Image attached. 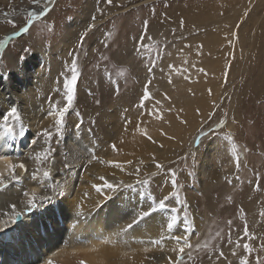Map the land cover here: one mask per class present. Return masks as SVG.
<instances>
[{
	"label": "rangeland",
	"instance_id": "rangeland-1",
	"mask_svg": "<svg viewBox=\"0 0 264 264\" xmlns=\"http://www.w3.org/2000/svg\"><path fill=\"white\" fill-rule=\"evenodd\" d=\"M175 1L111 0L109 3V0H42L38 6L32 0H0V39L24 26L28 11H38L45 4L49 9L46 16L34 22L29 32L15 36L4 48H0L1 81L15 79L16 64L24 63V66L29 65V71H40L38 89H29L24 95L36 103L39 110L37 118L43 117L44 121L38 123L33 133L30 131V121L21 113H17L20 120L12 119L11 124L14 133L12 146L17 152L22 151L20 156L24 157L28 170V176L22 178L31 179L36 169L50 172L48 177L44 176V182L35 192L34 202L46 197L43 196V189L57 192L61 183L77 175L75 169L81 172L86 167L90 168L88 165L98 164L93 156H99L103 145L101 110H111L110 105L117 102L122 104L120 111H123V103L127 100L130 101L129 106L143 110L139 96L143 90L142 83H151L149 73H154L160 63H165L170 53L178 52L179 56H183L187 46L191 45L188 38L195 31L202 32L200 28H195V21L189 20V31L184 25L176 24L167 30H164L165 27H162L163 30L153 28L156 21L150 22L157 13L189 2ZM193 1L198 3L201 11V14H197L199 20L206 19L208 22L209 19L217 21L220 18L232 21L228 32L222 36L229 41H218L213 48L216 56L225 54L227 58L219 62L224 67L216 74V89L210 88L211 91L206 92L210 99L208 109L187 111L198 118L190 130L184 129L183 132L186 131L187 136L197 127L195 135L183 144L176 142L177 136L171 129L164 126L158 131L155 129L154 137L149 134V142L158 144L161 151L156 153L152 149L151 157H154L153 164L163 165L160 169L162 179L156 183L155 175L148 176L143 172L146 164L140 158L133 171L135 173L139 169L138 176L142 178L131 188L137 193L141 191L140 196L146 193L142 197H146L149 203H153L150 198L151 186L158 191L155 195L159 193L158 198L153 196L157 202L162 199L160 195L164 187H169L170 192L175 190L181 193L175 206L178 213L183 212V231L187 233L191 247L184 248L175 264H240L242 259L247 264H264V0ZM165 20L168 23L178 22L171 15H165ZM10 21L15 23V28ZM49 28L53 30L49 31ZM85 32L87 35L81 40ZM181 42L185 47L177 46ZM199 48L197 46L196 50ZM74 59L77 71L74 99L64 115L60 131H57L54 112L67 105L64 82L71 79ZM189 63L201 62L193 60ZM104 69L107 72L104 71L106 75L103 78L101 72ZM121 72L122 75L119 74ZM100 84H106L109 96L113 87H124V90L110 100L109 96L103 94ZM184 88H169L163 92L171 108L160 113V120L159 116L150 118L152 123L164 124V112H167V116H176L178 121L183 119L182 107L177 108L172 102L174 98L187 95L190 89ZM131 92L133 97L130 98ZM133 100L136 103L132 105ZM137 101L139 107L135 106ZM49 108L51 118H47ZM155 125L148 123V130L155 128ZM44 130L51 133L50 138L42 135ZM158 136L163 140L157 141L155 137ZM199 136L201 140L195 142ZM208 146L215 149H207ZM199 147L203 148L198 154L193 148ZM44 153L48 154L47 160L35 159ZM94 175L97 173L90 175L93 178L91 182L97 184L98 179ZM26 180L18 181L17 188L12 189L11 195L5 198L19 199L20 196L15 193L18 188L22 193L28 190ZM144 180L147 183L138 182ZM258 181L259 191L256 195ZM5 184L0 187L4 188ZM212 184L215 187L211 188ZM87 185L88 180L83 187ZM172 195H167L169 201ZM255 198L260 201L257 209ZM169 201L165 200V206L177 213ZM259 216L261 221H257ZM10 218L0 216V234L6 231L7 223L4 222L10 223ZM244 245H248L251 251L246 250ZM149 260L150 264H173L174 258L168 253L157 252L152 253Z\"/></svg>",
	"mask_w": 264,
	"mask_h": 264
},
{
	"label": "bare ground",
	"instance_id": "bare-ground-1",
	"mask_svg": "<svg viewBox=\"0 0 264 264\" xmlns=\"http://www.w3.org/2000/svg\"><path fill=\"white\" fill-rule=\"evenodd\" d=\"M179 1L176 0L175 3ZM197 4L196 1L189 0L187 4L177 6L172 10L161 13L156 12L157 14L153 17L154 20L150 22L156 21L153 28L161 29L165 27L162 30H167L170 29V26L176 24L184 25L183 27L185 29L187 27L189 31V20L191 22L195 21V28H200L202 32L195 31V34L188 38L191 45L187 46L183 56L181 54L179 56L178 52L170 53L165 63H160L159 68L154 73H149L151 83L147 84L145 81L142 83L143 90L139 96L142 101L145 89L150 93L151 98L143 102V110L129 106L130 101L128 100L123 103L125 105L123 111H120L122 104L120 103V107L117 102L113 103V107L110 105L111 110L110 108L105 111L101 110V129L103 128L104 133L100 131L103 133L101 137L103 138V145L100 147L99 156L96 158L98 164L96 166L88 165L90 168L86 167L81 172L75 169L74 172L77 171V175L71 177L69 181L61 183L57 192L43 189V196H46L47 199L43 197L40 201L38 199L39 202H34L35 206H30L28 200L44 182V171L36 169V174L32 175L31 179L22 178L28 176L26 174L28 173L27 166L23 161L24 157L20 156L22 151L17 152L12 146L14 140V133L11 130L12 119L10 118L5 124L4 117L11 108H16L17 113H21L24 118L30 121L29 126L32 133L36 131L38 123L44 121L43 117L41 119L37 118L39 110H37L36 103L29 101L24 95L29 89H32V91L38 89L40 71L38 69L29 71L27 69L29 65L24 66V63L16 64L15 74L17 75L15 79L0 80V172L4 173L3 183H7L6 186H3L4 188L0 187V216L11 217L12 206H15L17 212L22 211L23 213L20 221H16L15 218L14 223H7L4 228L6 231L0 234V264H49V262L51 264H150L151 254L157 252L172 255L174 258L173 264L176 263L177 257L181 256L179 248H186L184 245L185 240L189 242L187 233L185 234L183 231V212L178 213L177 206H175L180 200L181 193L175 192V190L170 192L169 187H164L160 195V199H163L173 194L172 199L169 201L170 198H168V201L172 207L174 206V209L176 208L177 213H175L171 212L172 210L166 207L167 205L163 209L158 207V203L152 205L153 203L145 200L146 197H142L146 193L140 196L141 191L137 193V190L135 191L124 185H134L137 180L142 178L133 171L137 160L140 158L144 161L143 164H146L143 172L148 173V176L155 173L154 181L156 183L160 181L163 176L160 174L162 170L156 168L157 163L153 164L152 158L154 157H151V154H153L152 149L159 153L161 148L158 144L150 143L147 136L149 134L153 136L160 127L164 126L165 129H171L174 136H177L176 142L185 144L190 137L192 138L195 135L197 127L192 129L187 136L186 131L183 132V130H190L198 118L196 115L187 113V111L190 109L196 111L199 108L208 109L207 107L210 106V99L207 98L206 92L210 88L216 89L215 84L218 83L216 74H219L224 67L219 62L227 58L225 54L216 56L213 48L218 41L220 43L222 40L224 42L229 41L222 36L228 32L232 21L220 18L217 21L209 19L208 22H206V19L199 20L197 14H201V11ZM165 15L168 17L170 15L174 16V19L178 22L168 23L165 20ZM178 16L179 18H176ZM177 46L185 47V44L181 42ZM197 46L200 47L199 50H196ZM193 60H198L201 63H189ZM104 71L106 70L104 69L101 72L103 78L107 72ZM170 80L171 83H169ZM101 84L103 94L109 96L108 91H106L109 88L106 87V84H103V86ZM109 87L112 88L110 85ZM184 87L190 89L187 95H182V98H174L172 102L176 104L177 108L182 107L183 116L181 115V117L183 119L178 121L176 116H167V112H164L163 116L165 118H162L165 121L164 124L155 125V123H152L150 118L152 119L155 116L161 118L160 113L170 107V103L166 99L167 97H164L165 93L163 94V92L169 88L184 90ZM115 88L113 87L110 92V100L118 97L124 90V87ZM133 92L129 94L130 98L133 97ZM106 100L108 101V97ZM28 102H32V104ZM131 102L132 105L136 103L134 100ZM137 105L139 107V102L135 106ZM50 111L49 108L47 118L52 117ZM148 115L150 116L148 117ZM148 123L150 126L155 125V128H149V131L148 127L150 126H148ZM145 133H147V136ZM201 136L195 142L201 140ZM155 138L157 141L163 140L160 136ZM152 140L154 141V139ZM112 145H115L117 150H113ZM210 147L208 146L207 149H215ZM202 148H193V150L199 154L202 152ZM109 161L113 164L118 163L120 167H114L113 164L108 163ZM20 163L25 165L24 169L16 168L13 173L8 172V164L18 165ZM93 173H97V175H94L97 179L103 176L109 183L119 185V187L115 190L104 189L102 193H97L92 187L91 180L93 178L90 175ZM21 180L28 182L26 192L29 193V196L26 197L25 192L22 193L18 188L19 190L16 191L15 195H19V199H6L5 196L11 195L12 189ZM86 180H88V187H83ZM259 183L258 181L255 187L256 195L259 191ZM97 184H102V181L98 179ZM154 187L151 186L150 195L152 196L150 198L153 196L159 197V193L155 195L158 191H154L156 188ZM210 187H215V184ZM203 195L208 197V194L203 193ZM255 203V209H257L260 204L258 198H255ZM150 206H155L156 211L140 219L132 228H127V225L138 212L148 211ZM183 206L182 204L181 207L183 208ZM166 209H168V212H166ZM250 212L252 211L250 210ZM173 217H175V222H173ZM259 220L261 221L260 216L257 218V221ZM169 224L172 226L168 227ZM156 241H159V243L157 244Z\"/></svg>",
	"mask_w": 264,
	"mask_h": 264
},
{
	"label": "snow or ice",
	"instance_id": "snow-or-ice-1",
	"mask_svg": "<svg viewBox=\"0 0 264 264\" xmlns=\"http://www.w3.org/2000/svg\"><path fill=\"white\" fill-rule=\"evenodd\" d=\"M50 2V0H49ZM32 3L36 4V5H40L42 3V0H32ZM109 3H111V0H109ZM49 11V9L47 8V5L45 4V6L41 9H39L38 11H28L27 12V18L26 21L24 23V26L20 27L18 31H14L12 33V35H6L4 36L2 39H0V48H4L5 45L11 41L15 36H19L21 33H27L30 31V28L33 26L34 22L36 20H38L41 17H44L47 15V12ZM6 15V14H5ZM93 20H95V17H93ZM10 23H13V27L15 28L16 25L14 22L10 21ZM94 26V25H93ZM91 27V26H90ZM49 31H52V28L48 29ZM90 30V29H89ZM87 35V32H85L82 36H81V40H83V36ZM149 71H151V69H149ZM71 79L70 80H65L64 82V87L67 90V95L65 97L66 101H67V105L61 109H57L55 110L54 114L56 115L57 119L55 121L56 125H57V131H60V127L63 125V121H64V115L65 113L68 112V109L71 107L72 105V101L74 99V85L76 83L77 80V71H76V62L75 59L72 61V65H71ZM119 74H123L122 72ZM169 83H171V80L169 81ZM211 91V90H209ZM150 97V93L148 92L147 89H145L143 96H142V101H141V106L143 107V102L149 100ZM97 103H99V101H97ZM15 119V120H20V116L17 114V109L16 108H11L7 115L4 117V123L6 124L7 121L9 119ZM160 118V117H158ZM82 122V121H81ZM77 127H79V125H77ZM202 135H206V133H201ZM42 135L46 138H50L51 133L47 130H44ZM145 135L147 136V133H145ZM147 138L149 140H151L150 136H147ZM113 150H117L115 145H112ZM36 160L38 161H45L48 159V154L44 153L42 155H37L35 157ZM93 159H96L95 156H93ZM103 163V161H101ZM109 164H113V162L109 161ZM68 165H66L67 167ZM114 167H120V165L118 163L113 164ZM16 168H20V169H24L25 165L23 163H20L18 165L16 164H8L7 166V170L9 173H13L15 171ZM156 168L157 169H162L163 165L161 164H156ZM137 175L139 174V169L136 170ZM43 175L45 177H48L50 175L49 171H44ZM152 175H155V173H153ZM174 175V174H173ZM3 178H4V173L0 172V184H3ZM35 179V176L33 177ZM100 181H102V184H93L92 187L95 189V191L97 193H102L104 189H109V190H115L117 187H119V185H113L112 183H109L107 181V179L103 176H100L98 178ZM140 183H147V180L144 181H139ZM125 187H131V185H124ZM24 195L27 197L29 196V193L25 192ZM47 199V198H45ZM152 201H153V205H157L158 203V207L160 209H163L165 207V200L168 199V197H164L163 199L159 200L158 202L156 201L155 197H151ZM34 200H35V194L33 192L32 197L28 200V204L30 206H35L34 205ZM13 211H12V216L10 218L11 222H15V218L19 217L21 215L20 212H17L15 210V206H12ZM156 211V207L155 206H150V210L148 211H141L138 212L132 219V221L127 225V228H132L135 224H137L139 222L140 219H143L144 217H147L151 214V212ZM173 222H175V217L172 218ZM4 223H8V221H5ZM229 223H231L229 221ZM172 225L169 224L168 227H171ZM247 234V233H246ZM231 242V241H230ZM156 243L158 244L159 241H156ZM184 245L191 247V245L189 244L188 240L184 241ZM239 246V244L237 245ZM244 248L248 251H251V249L249 248L248 245H244ZM145 251H147V249H145ZM179 252L183 253L184 252V247H180L179 248ZM221 255H223L221 253ZM49 264H51V262H49ZM240 264H247L246 260H241Z\"/></svg>",
	"mask_w": 264,
	"mask_h": 264
},
{
	"label": "water",
	"instance_id": "water-1",
	"mask_svg": "<svg viewBox=\"0 0 264 264\" xmlns=\"http://www.w3.org/2000/svg\"><path fill=\"white\" fill-rule=\"evenodd\" d=\"M22 217H23V215L21 214L19 217L16 218V221H20L22 219Z\"/></svg>",
	"mask_w": 264,
	"mask_h": 264
}]
</instances>
